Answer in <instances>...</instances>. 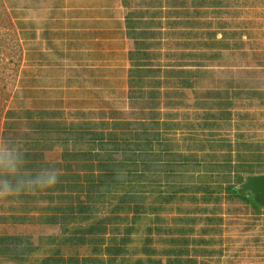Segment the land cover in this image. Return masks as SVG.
I'll list each match as a JSON object with an SVG mask.
<instances>
[{
    "label": "crops",
    "instance_id": "1",
    "mask_svg": "<svg viewBox=\"0 0 264 264\" xmlns=\"http://www.w3.org/2000/svg\"><path fill=\"white\" fill-rule=\"evenodd\" d=\"M243 2L0 0L23 54L3 146L59 172L0 197V264H210L264 174Z\"/></svg>",
    "mask_w": 264,
    "mask_h": 264
},
{
    "label": "rangeland",
    "instance_id": "2",
    "mask_svg": "<svg viewBox=\"0 0 264 264\" xmlns=\"http://www.w3.org/2000/svg\"><path fill=\"white\" fill-rule=\"evenodd\" d=\"M242 7L247 18L245 31L247 33V50L249 54H254L257 64L261 67L258 69L259 73L256 71L253 78L259 81L255 84H259L264 97V0H244ZM21 65H23L21 45L7 16L3 10H0V110L4 109L5 100L11 96L16 75L18 85ZM16 70L17 72H15ZM259 75L261 79H258ZM253 114L255 128L259 130L255 131L256 136L262 140L264 156V105L256 106V111ZM241 188L236 189V192L244 198L255 195L251 191L249 193L241 192ZM234 203L238 205V209L236 205L229 203L228 207L227 205L223 207L224 215L221 214V217H217L218 222L215 225L217 226L215 230L218 232L214 237L219 238L217 240L220 244L215 245V250H220L221 253L220 255L215 254L213 262L209 263L264 264V217L255 214L252 202L247 199L243 201L236 199ZM203 262L199 264H207L206 261Z\"/></svg>",
    "mask_w": 264,
    "mask_h": 264
},
{
    "label": "clouds",
    "instance_id": "3",
    "mask_svg": "<svg viewBox=\"0 0 264 264\" xmlns=\"http://www.w3.org/2000/svg\"><path fill=\"white\" fill-rule=\"evenodd\" d=\"M0 137V197L25 191L47 190L55 187L59 172L43 168L32 175L25 168V154L21 147L3 146Z\"/></svg>",
    "mask_w": 264,
    "mask_h": 264
},
{
    "label": "water",
    "instance_id": "4",
    "mask_svg": "<svg viewBox=\"0 0 264 264\" xmlns=\"http://www.w3.org/2000/svg\"><path fill=\"white\" fill-rule=\"evenodd\" d=\"M241 189L254 192L257 202L264 205V174L246 178Z\"/></svg>",
    "mask_w": 264,
    "mask_h": 264
},
{
    "label": "trees",
    "instance_id": "5",
    "mask_svg": "<svg viewBox=\"0 0 264 264\" xmlns=\"http://www.w3.org/2000/svg\"><path fill=\"white\" fill-rule=\"evenodd\" d=\"M242 55H243V53H239V54H237V56H235V58H237V57L239 58V57L242 56ZM243 198H244V197H243ZM244 199H245V200L247 199V201H254V200H252V199H250V198H244ZM251 205H252V209H253L254 212H259V211L257 210V206H258V205H256L255 201H254V203H252ZM219 251H220V250H217V254H218V255H220V253H221V251H220V252H219ZM211 261L213 262V259H211L210 262H211ZM208 262H209V261H208ZM212 262H211V263H212Z\"/></svg>",
    "mask_w": 264,
    "mask_h": 264
}]
</instances>
